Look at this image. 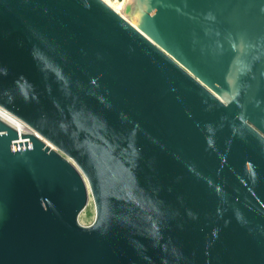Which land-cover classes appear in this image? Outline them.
Returning a JSON list of instances; mask_svg holds the SVG:
<instances>
[{
  "label": "water",
  "instance_id": "1",
  "mask_svg": "<svg viewBox=\"0 0 264 264\" xmlns=\"http://www.w3.org/2000/svg\"><path fill=\"white\" fill-rule=\"evenodd\" d=\"M122 14L0 0V264H264V0Z\"/></svg>",
  "mask_w": 264,
  "mask_h": 264
},
{
  "label": "bare ground",
  "instance_id": "2",
  "mask_svg": "<svg viewBox=\"0 0 264 264\" xmlns=\"http://www.w3.org/2000/svg\"><path fill=\"white\" fill-rule=\"evenodd\" d=\"M103 1H105L108 5H110L118 13L123 15L122 13L124 11L126 3L130 2L131 0H127V2H119L118 4H115L112 0H103ZM0 119L13 125L21 133L31 132L30 129L22 121H20L19 119H17L16 117H14L13 115H11L10 113H8L2 108H0Z\"/></svg>",
  "mask_w": 264,
  "mask_h": 264
},
{
  "label": "rangeland",
  "instance_id": "3",
  "mask_svg": "<svg viewBox=\"0 0 264 264\" xmlns=\"http://www.w3.org/2000/svg\"><path fill=\"white\" fill-rule=\"evenodd\" d=\"M115 4H118L119 2H127V0H112ZM95 217V206L92 199V196H89L88 203L86 207L81 211V213L78 216V221L82 225H90Z\"/></svg>",
  "mask_w": 264,
  "mask_h": 264
}]
</instances>
